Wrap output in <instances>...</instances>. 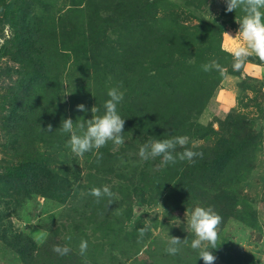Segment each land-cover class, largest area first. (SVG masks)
<instances>
[{
  "label": "rangeland",
  "instance_id": "374dc122",
  "mask_svg": "<svg viewBox=\"0 0 264 264\" xmlns=\"http://www.w3.org/2000/svg\"><path fill=\"white\" fill-rule=\"evenodd\" d=\"M6 3L0 264H204L190 246L195 207L222 217L215 264H264V62L234 69L225 34L244 13L225 0H13L7 23ZM213 60L221 70L205 72ZM114 87L123 145L76 156L62 121L82 134ZM177 136L202 158L161 168V157H139L143 144ZM105 186L112 197L89 195ZM173 236L187 242L169 255Z\"/></svg>",
  "mask_w": 264,
  "mask_h": 264
},
{
  "label": "clouds",
  "instance_id": "9594fccd",
  "mask_svg": "<svg viewBox=\"0 0 264 264\" xmlns=\"http://www.w3.org/2000/svg\"><path fill=\"white\" fill-rule=\"evenodd\" d=\"M11 3V0H8ZM226 12H235L238 8L244 13L242 18L236 20L239 24L237 34L233 37L225 33L232 41L230 55L233 57L234 69H239L243 62L250 56H255L260 61L264 62V0H225ZM3 41H0L2 44ZM205 72L216 69L221 70L220 65L215 61L202 66ZM108 100L104 102V114L96 115L87 121H82L79 128L82 134H77L73 130V121L68 118L61 123L60 129L64 133H70V138L67 141L68 147L78 157H82L86 152L93 149L99 150L104 147L109 141L113 142L115 146H121L124 143L123 127L125 120L117 113V105L123 99V93L117 88H111L107 92ZM80 112H84L85 106L79 104L76 106ZM91 113H98L99 108L93 106L90 109ZM47 131L51 132V125L47 126ZM188 138L185 136H177L170 139L154 140L143 144L139 148V157L147 161L148 159L161 157V164L159 167H165L168 164L176 163L177 157L180 161L187 160L190 163L195 162V157L203 156V153L193 151L187 147ZM177 146L185 150L173 155ZM99 161L102 154L97 152L96 156ZM89 195L96 198L99 202L104 197H112L114 194L105 186L101 188H92ZM222 222L220 217L211 207H195L188 215L187 227L194 235L191 241V248L193 250L201 249L198 258L202 259L204 264H215L217 257L213 255L209 249H216V241L218 239V227ZM139 234L144 235V229L140 228ZM70 239V237H69ZM182 242H187L185 239L181 240L179 237H170L169 247L166 252L169 255H175L179 249L176 247ZM87 241L82 240L79 245L80 255H84L87 250ZM52 251L58 255H67L70 249L66 246L61 247L54 245Z\"/></svg>",
  "mask_w": 264,
  "mask_h": 264
},
{
  "label": "trees",
  "instance_id": "16d2710c",
  "mask_svg": "<svg viewBox=\"0 0 264 264\" xmlns=\"http://www.w3.org/2000/svg\"><path fill=\"white\" fill-rule=\"evenodd\" d=\"M13 7H14L13 0H11V3H8V0H7V3L5 4V8H4V16H5L4 20L7 23L10 22L9 17L12 13Z\"/></svg>",
  "mask_w": 264,
  "mask_h": 264
}]
</instances>
